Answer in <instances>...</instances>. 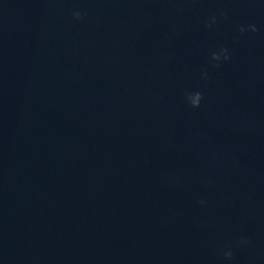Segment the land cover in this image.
I'll use <instances>...</instances> for the list:
<instances>
[{
	"label": "water",
	"instance_id": "1",
	"mask_svg": "<svg viewBox=\"0 0 264 264\" xmlns=\"http://www.w3.org/2000/svg\"><path fill=\"white\" fill-rule=\"evenodd\" d=\"M0 264H264V0H0Z\"/></svg>",
	"mask_w": 264,
	"mask_h": 264
},
{
	"label": "clouds",
	"instance_id": "2",
	"mask_svg": "<svg viewBox=\"0 0 264 264\" xmlns=\"http://www.w3.org/2000/svg\"><path fill=\"white\" fill-rule=\"evenodd\" d=\"M81 15H82V13L80 11H74L73 12V16L75 18H77V19H79L81 17ZM214 20H215V18H213V22H214ZM248 27L250 28V30L252 32L258 31V29H257V27L255 25H249ZM239 31L241 33H243L245 31V28L243 26H241ZM222 58L224 60L230 59V55L228 54V49L227 48H221L219 50V52H213L212 53V60L213 61H217L218 62ZM216 66L218 67L219 64H217ZM202 98H203L202 97V93L199 92V91L186 93V100L192 107H199ZM225 256H226V258L231 259V257H232L231 251L225 252Z\"/></svg>",
	"mask_w": 264,
	"mask_h": 264
}]
</instances>
